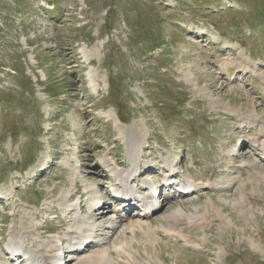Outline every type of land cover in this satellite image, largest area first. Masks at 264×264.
<instances>
[{
    "label": "rangeland",
    "instance_id": "obj_1",
    "mask_svg": "<svg viewBox=\"0 0 264 264\" xmlns=\"http://www.w3.org/2000/svg\"><path fill=\"white\" fill-rule=\"evenodd\" d=\"M133 126L142 143L127 180L162 206L124 235L141 209L114 199L103 160L130 167ZM260 131L264 0H0V191H14L0 194V264H27L9 252L14 233L38 236L23 250L32 256L51 235L69 243L70 190L78 214L102 223L83 254L60 251L66 264H264V157L250 139ZM170 173L198 186L179 194ZM99 250L103 261L83 258Z\"/></svg>",
    "mask_w": 264,
    "mask_h": 264
},
{
    "label": "bare ground",
    "instance_id": "obj_2",
    "mask_svg": "<svg viewBox=\"0 0 264 264\" xmlns=\"http://www.w3.org/2000/svg\"><path fill=\"white\" fill-rule=\"evenodd\" d=\"M102 48H103V44H99L97 46V48L95 49V51H97L99 53V51H101ZM206 92L209 93L208 91H206ZM219 102H223L222 99H220ZM249 113L252 114V116H254L256 112L254 109H250ZM139 124H141V123H139ZM141 128L143 129V127H141ZM134 131H135L134 126L130 127V132L128 133V135H126L128 145L131 146V149L133 151V153L131 155L133 157V161L131 162L130 167L128 169H121L120 167H118V165L115 162H113L109 158L103 160L105 165L108 167V170L113 175H115V177L117 178V181H118L117 184L118 185L115 187H118V190L125 189L127 192H133L134 191L136 197L139 200V204L141 203V205H142L141 206L142 208H140L142 212L139 214L140 215L139 226L134 227L136 225L134 223H131L132 225H130V226L122 225L120 232L124 235L126 234V229H130L131 231H134L135 229H143L142 224L147 220L146 218H149L148 216L154 214V211H153L152 214L149 215V212H147L148 208L151 207L152 204H155L157 202L159 204V202H160V200L154 194L152 195V194H149L148 192L143 193L140 190H138V188H135L132 184H129L127 182L128 181L127 178L132 177L133 176V170H136L137 167L139 166V160H138L137 156L139 155V149L141 147L140 144L142 143V140L137 139V137L134 136V134H135V133H133ZM250 139H251V142H253V144L258 149H260L262 151L263 157H264V134H263V132L260 131V132L256 133V135L251 136ZM235 153L236 152H233L231 155H234ZM152 164H154V162ZM167 164H168V166L172 172L176 171V167L172 162L168 161ZM167 180H169V179H166L165 181H167ZM183 181H185V183L189 184L191 187H193V186L197 187L198 186L196 184V182L191 177H186L185 179H183ZM152 182H153L152 180L148 182V184H149L148 187L152 186L153 187L152 189L155 192L158 190V187L155 186L154 182L153 183ZM150 183H152V185ZM202 184H206V183L203 182ZM210 185L211 184H208V185L206 184V186H210ZM94 186H95V188H94L95 194H92V196H91L92 200L94 201L93 209L96 212L103 213L100 217H104L105 206L101 202V198L99 196L100 195L99 186L96 182L94 183ZM70 192H71V190L69 191V194H66L64 196V198H62L63 199V203H62L63 204V207H62L63 213L65 214L66 217L69 216V213L72 212V210L75 209L77 211L76 215L74 216V223L69 226V229L66 232L67 237L70 238V241L68 243L67 238L66 239L63 238L62 239L63 242H62L59 234L58 235H56V234L51 235L50 237L53 238L54 244L46 245L43 248L41 246H39L42 249H40V250L38 249L39 252L37 250L38 253L35 254L34 256L30 255V253H29L30 256L29 255L28 256L31 257L30 260H32V262H34L35 264H66L67 260L69 259L67 252L65 255V253L64 254L60 253L61 250H63L64 248L70 247L73 249L68 248L70 250H66V251H68V253L69 252L74 253V254H77L79 256V254H83L84 251L87 250V248H89L92 243L97 241V239L93 238V234L95 232V228L97 226H101L102 222L98 223L97 220L89 221V220H87V216L85 214H84L85 216L79 215L78 213L81 210L79 202L78 203L77 202L72 203V204L68 203L70 198H72V195ZM0 194L3 198H9L11 195L14 194V191H13V189L2 190V191H0ZM245 196H246V194L245 195L242 194L241 199L238 202L240 204V206L242 207V209H241L242 211L244 209L250 208V204H248V201H247ZM133 202H135V200L125 201L124 203H126V205L130 206ZM210 204H211L212 209H214L215 212L218 214V217L226 225L231 226L234 223L232 218H230V216L225 213L223 208L218 207L213 199L210 200ZM161 206L162 205H160V207ZM102 208H104V209H102ZM175 212L181 214V216H182V214H187L188 216H191L190 214L187 213V211L183 207H179ZM145 213H147V214H145ZM142 214H145V215H142ZM120 216L121 215H119V217ZM28 220L31 222L32 218H29ZM25 223H29V222L26 221ZM110 223H113V222H110ZM37 224H38L37 222H34L33 224L29 223V226L32 229V232H35V230H38L36 228ZM70 232H72L73 235H70L71 234ZM25 238L22 236L19 237L18 235H16L14 233L10 239V242H9V247L11 248V249L10 248L9 249L14 250L15 252L21 251V250H24L27 242H33V241L38 240V236H34L32 238L30 237L27 240ZM124 238H125V236H124ZM203 239L208 240L207 236H204ZM125 242L128 243L127 240H125ZM66 243H68V244H66ZM124 245H126V244L123 243L117 249L125 251ZM82 246H85V247L83 249H81ZM97 253L98 254H91L90 256H85L83 258L93 260V259H95V257H99L101 259V261H103V259H104L103 256H105V254L107 253V250H99V251H97ZM125 253H127V252H125ZM221 253H222V250H220V255H221ZM128 254L131 258H134V254L132 252H128ZM63 255H65V256L63 257ZM72 256H74V255H72ZM80 256H82V255H80ZM83 258H78V260L81 261Z\"/></svg>",
    "mask_w": 264,
    "mask_h": 264
}]
</instances>
